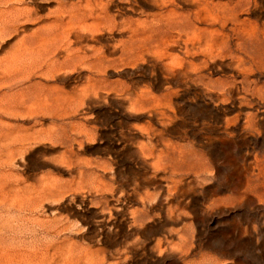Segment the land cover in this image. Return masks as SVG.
<instances>
[{"label": "rangeland", "instance_id": "rangeland-1", "mask_svg": "<svg viewBox=\"0 0 264 264\" xmlns=\"http://www.w3.org/2000/svg\"><path fill=\"white\" fill-rule=\"evenodd\" d=\"M0 264H264V0H0Z\"/></svg>", "mask_w": 264, "mask_h": 264}]
</instances>
